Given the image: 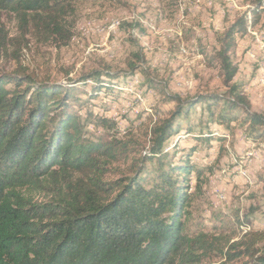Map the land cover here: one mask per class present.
Here are the masks:
<instances>
[{"label":"trees","instance_id":"16d2710c","mask_svg":"<svg viewBox=\"0 0 264 264\" xmlns=\"http://www.w3.org/2000/svg\"><path fill=\"white\" fill-rule=\"evenodd\" d=\"M78 1L0 0V58L8 43L3 13H13L25 29L33 25L69 40L67 23ZM256 13L253 9L251 19L240 15L218 36L215 56L226 85L238 71L231 59L235 36L246 32L249 22L257 23ZM135 57L146 62L142 52ZM101 77L95 72L84 80H95L96 89L109 87ZM230 88L233 99L225 102L230 110L219 121L229 125L239 118L234 108L243 107L249 134L264 135L258 133L264 115L250 110L237 84ZM78 91L71 83L37 82L22 66L0 73V264H172L176 257L179 264H201L200 255L187 250L193 243L204 249L202 256L218 255L223 264H264V230L237 239L223 233L189 236L202 172L192 163L194 148L178 161L164 150L181 130L180 117L198 103L219 101L218 96L167 95L176 108L151 127L149 151L134 160L131 174L109 178L130 145L86 136L90 117L72 109Z\"/></svg>","mask_w":264,"mask_h":264},{"label":"rangeland","instance_id":"374dc122","mask_svg":"<svg viewBox=\"0 0 264 264\" xmlns=\"http://www.w3.org/2000/svg\"><path fill=\"white\" fill-rule=\"evenodd\" d=\"M257 1L82 0L68 19L69 40L33 25L25 29L13 13L5 12L8 43L0 73L22 66L37 82L75 85L78 101L72 109L83 119L90 117L86 136L130 145L109 178L131 174L134 160L149 151L151 127L176 108L167 95L183 100L218 96L219 101L198 103L180 117L181 130L164 150L178 161L194 148L191 160L202 172V191L190 207L189 236L223 233L237 239L264 230V135L249 134L243 107L234 108L239 118L229 125L218 117L230 110L225 104L233 99L230 84L244 92L252 112L264 115V2ZM253 9L258 21L236 34L231 59L238 71L226 85L215 56L218 36L240 15L251 19ZM138 52L146 62L135 57ZM95 72L109 87L96 89L95 80H84ZM258 133L264 134V127ZM190 176L194 186L196 173ZM187 250L200 255L201 264L224 263L218 255L202 256L204 249L195 243ZM179 258L172 264H179Z\"/></svg>","mask_w":264,"mask_h":264}]
</instances>
